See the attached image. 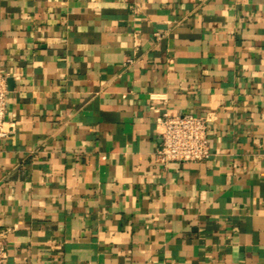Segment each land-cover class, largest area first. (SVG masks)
<instances>
[{
    "label": "crops",
    "instance_id": "crops-1",
    "mask_svg": "<svg viewBox=\"0 0 264 264\" xmlns=\"http://www.w3.org/2000/svg\"><path fill=\"white\" fill-rule=\"evenodd\" d=\"M0 72L8 264H264V0H0ZM162 110L211 156L158 162Z\"/></svg>",
    "mask_w": 264,
    "mask_h": 264
},
{
    "label": "built area",
    "instance_id": "built-area-1",
    "mask_svg": "<svg viewBox=\"0 0 264 264\" xmlns=\"http://www.w3.org/2000/svg\"><path fill=\"white\" fill-rule=\"evenodd\" d=\"M8 92V74L0 72V137L3 138L15 130V123L7 119ZM213 119L211 112L173 114L168 110L159 111L156 127L161 144L155 152L156 160L167 164L171 161H201L209 158L212 154L209 129ZM6 237L7 230L0 227V264L9 262Z\"/></svg>",
    "mask_w": 264,
    "mask_h": 264
}]
</instances>
